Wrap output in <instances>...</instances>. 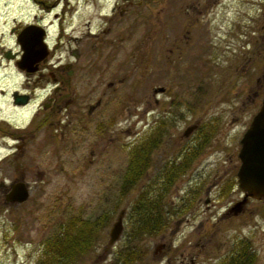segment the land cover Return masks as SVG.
<instances>
[{"label": "rangeland", "instance_id": "374dc122", "mask_svg": "<svg viewBox=\"0 0 264 264\" xmlns=\"http://www.w3.org/2000/svg\"><path fill=\"white\" fill-rule=\"evenodd\" d=\"M17 1L0 0L2 42L7 27L20 18ZM189 21L191 50L185 55L181 52L179 57L175 49L170 52L168 48L174 35L179 37ZM129 22L123 83L116 82L123 75L119 68L99 62L96 96L101 90L108 93L97 112L87 116L86 106L94 103L95 96L87 94L89 87L84 83L90 79L89 73L80 71L75 78L79 87L73 104L80 108L79 119L66 126L63 143L54 132L44 134V155L38 153L29 164L27 180L31 182L35 169H40L46 182L28 183L25 201L0 206V264H34L42 241L59 223L73 216L92 220L102 212H107L109 219L79 264H107L122 241L125 214L120 238L104 251L108 228L133 194L119 196L118 192L127 150L147 125H154L158 119L169 117L168 124H173L167 129L171 136L164 153L175 152L177 146L183 148L198 139L200 132L208 133L192 166L208 170V181L216 177V169L225 178L232 172L235 180L238 140L264 95V0H147ZM155 34L160 38L158 47ZM89 57L82 56L80 64H88ZM108 81L112 86H107ZM153 87L162 88L159 93L154 90L157 104L152 102ZM196 120L198 129L181 141L184 127ZM94 122L104 126L103 130H95ZM59 153L63 157L57 158ZM185 183L184 176L178 188ZM133 190H139V183ZM241 195L236 189L224 198L209 201L202 217L207 220L200 227L199 219H195L190 224L182 223L177 232L170 234V240L149 237L146 255L132 264H180V260L190 264L189 255L194 257L192 264H219L229 247L240 239L247 241L254 253L251 264H264V201L248 200L237 213L220 219L222 209ZM201 237L205 243L209 239L204 247L207 249L194 246ZM161 243L164 245L157 250ZM103 252L105 257L101 259Z\"/></svg>", "mask_w": 264, "mask_h": 264}, {"label": "flooded vegetation", "instance_id": "af4514ba", "mask_svg": "<svg viewBox=\"0 0 264 264\" xmlns=\"http://www.w3.org/2000/svg\"><path fill=\"white\" fill-rule=\"evenodd\" d=\"M146 1L106 0L104 3L103 0H18L15 3L20 18L7 27L6 39L4 42L0 41V206L17 204L7 201L13 184L46 182L45 173L40 169H35V178L31 182L27 180L28 169L31 168L29 164L38 153L44 155V134L54 132L63 143L66 126L72 123L71 120L79 119L80 108H74L73 104L76 88L79 87V80L75 78L80 75V71L83 74L89 73L90 79L84 83L89 87L87 94L95 96L94 103L89 102L86 106L87 116L97 112L103 103L102 99L108 93V90H101L100 95L96 96L100 83L97 77L100 71L99 62L106 61L107 67L119 68L123 75L116 82L118 85L123 83L126 69L122 62L127 56L129 19ZM189 6L191 10L194 9L192 4ZM11 20L15 21V18L11 17ZM190 24V21L186 23L179 37L173 34L172 47L168 48L170 52L175 49L179 57L181 52L185 51V55L191 50ZM155 36V46L158 47L160 38L156 34ZM82 56H90L88 64H80ZM106 84L110 87L112 81ZM156 88L152 89L154 104L158 103L155 92H161ZM168 116L172 117V114L169 112ZM167 118L156 120L154 125H147L139 136L137 142L142 147L151 137L157 142L151 149L142 150L138 183L144 199L148 198L151 190L159 199L167 218L164 227L156 236L170 240V234L177 232L182 223L190 224L199 219L197 227L205 224L207 217H202L208 211V202H212L213 198H224L236 189L242 194L239 199L222 209L221 219L231 214L229 208L242 198L243 193L236 187L238 166L234 170L235 180L232 172L225 178L216 169V177L208 181V170L192 166L196 157L185 164L183 155H186L190 147L198 152L203 148L204 143L197 145L200 138L187 143L183 148L177 146L175 152L164 153V146L171 136L167 129L173 126L168 124ZM193 122L196 126L190 132L199 126L198 120ZM190 124L192 122L184 127L181 141L190 133L184 134L185 128ZM93 127L95 130H103L104 126L100 127L94 122ZM61 157L63 155L59 153L57 158ZM178 166L183 167L181 172H178ZM57 167L61 166L57 164ZM184 176L186 183L179 189L178 182ZM211 190L214 191L213 198L209 197ZM248 200L254 199L249 198L245 203ZM201 203L205 207L201 208ZM204 241L202 237L198 238L194 241V246L199 249L208 246L209 239H206V243ZM163 245L164 243L157 245V250ZM99 257L104 258V252ZM187 258L192 264L194 257L189 255ZM179 263L183 264L182 260Z\"/></svg>", "mask_w": 264, "mask_h": 264}, {"label": "trees", "instance_id": "16d2710c", "mask_svg": "<svg viewBox=\"0 0 264 264\" xmlns=\"http://www.w3.org/2000/svg\"><path fill=\"white\" fill-rule=\"evenodd\" d=\"M208 136V133L206 135L200 132L197 135V138H200L197 145L203 144ZM156 142L154 137H151L144 147L136 141L128 149V160L120 176L118 192L119 196H125L131 192L133 194L125 210L122 241L112 251L111 259L107 264H132L142 260L147 253L146 240L149 237H155L164 227L167 215L162 210L154 192L151 190V195L148 194V198L144 199L140 190L136 192L133 190L138 185L143 159L142 150L151 149ZM193 149L195 148L190 147L186 155H183L185 164L197 155L198 151ZM177 169L181 172L183 167L178 166ZM108 219L109 214L102 212L92 220L73 216L64 223H59L54 232L42 241L41 250L34 264H79L84 255L93 248L96 233ZM248 246V242L243 239L234 242L220 259L219 264H251L254 253Z\"/></svg>", "mask_w": 264, "mask_h": 264}, {"label": "water", "instance_id": "95a60500", "mask_svg": "<svg viewBox=\"0 0 264 264\" xmlns=\"http://www.w3.org/2000/svg\"><path fill=\"white\" fill-rule=\"evenodd\" d=\"M157 90L161 91L162 88L159 87ZM195 126L196 123L188 125L184 134L190 132ZM238 142L239 165L236 170V186L243 192V196L229 208L232 214L241 210L248 198L264 200V95ZM27 197L26 184L15 183L11 186L7 201L20 203ZM123 212L124 209L119 210L108 228V239L104 251L110 248L121 233Z\"/></svg>", "mask_w": 264, "mask_h": 264}]
</instances>
